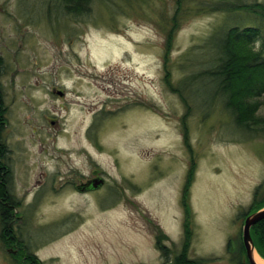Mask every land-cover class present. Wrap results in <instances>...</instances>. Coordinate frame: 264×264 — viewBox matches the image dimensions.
Segmentation results:
<instances>
[{
  "label": "rangeland",
  "instance_id": "obj_1",
  "mask_svg": "<svg viewBox=\"0 0 264 264\" xmlns=\"http://www.w3.org/2000/svg\"><path fill=\"white\" fill-rule=\"evenodd\" d=\"M235 1L92 0L74 16L60 0H0V264H174L185 243L190 259L239 264L228 246L264 203V132L198 81L232 27L258 28L264 56L262 22L212 9ZM94 170L104 184L77 190Z\"/></svg>",
  "mask_w": 264,
  "mask_h": 264
},
{
  "label": "trees",
  "instance_id": "obj_2",
  "mask_svg": "<svg viewBox=\"0 0 264 264\" xmlns=\"http://www.w3.org/2000/svg\"><path fill=\"white\" fill-rule=\"evenodd\" d=\"M60 3L68 15L82 16L90 13L92 0H60ZM212 9L214 12L245 11L253 14L255 19L264 25V3L255 1V3L249 4L237 0L235 2L215 4ZM260 35L261 33L258 28H230L218 42L219 57L217 61L214 62L211 69L202 73L201 75L203 76L198 80L207 79L212 88L215 86L213 96L222 95L226 100V108L234 117L235 124L239 128L246 129L249 132H264V117L260 115V111L264 109L262 102V99H264V56L263 52L254 51V45L260 38ZM2 69V59L0 58V77ZM1 94L0 86V201H4L7 198L6 193L11 174L8 172V168L5 167V159L2 161L4 153L6 158L7 146L3 142L1 135L5 128L2 122L4 120L5 109L2 106ZM4 169L7 170L4 171ZM190 177H192V174ZM184 205L185 208H188L186 202H184ZM15 206L17 207L16 201H12V205L9 207H4L3 203H1L2 221L5 225L1 237L4 239L5 244L15 243V239L12 237L14 236V232L8 226L10 220L13 221L14 219V210L17 209ZM263 207L264 203L259 204L253 210H259ZM251 232L255 239V246L264 255V220L257 223ZM188 234L191 235L189 227ZM158 240V243H161V238H158ZM188 248V244L185 243L182 254L176 258L174 264L206 263L202 259H190L187 253ZM164 252L166 253L167 249ZM166 260L168 262V255H166ZM36 262L40 264L39 259Z\"/></svg>",
  "mask_w": 264,
  "mask_h": 264
},
{
  "label": "water",
  "instance_id": "obj_3",
  "mask_svg": "<svg viewBox=\"0 0 264 264\" xmlns=\"http://www.w3.org/2000/svg\"><path fill=\"white\" fill-rule=\"evenodd\" d=\"M104 182H105L104 179H97V180L90 181L88 184H85L83 187L81 186V190H86L87 186H90V185H93L94 189L99 188L104 184ZM263 220H264V207L255 212H252L246 218L244 222L242 237H243L244 246L247 251V257L249 259L250 264H260L257 262V259H256V254H258V252H257V248L255 246L254 240L251 235V229L257 223ZM233 243L235 247L237 244L236 241H234ZM260 258L264 262V259L261 256Z\"/></svg>",
  "mask_w": 264,
  "mask_h": 264
},
{
  "label": "flooded vegetation",
  "instance_id": "obj_4",
  "mask_svg": "<svg viewBox=\"0 0 264 264\" xmlns=\"http://www.w3.org/2000/svg\"><path fill=\"white\" fill-rule=\"evenodd\" d=\"M62 93V92H61ZM58 94H60V92H58ZM61 95V94H60ZM63 95V94H62ZM93 174V177H91L90 179H88L87 183L85 184H88L90 181H93V180H97V179H100V178H97V170H94L92 172ZM105 181V180H104ZM84 184V185H85ZM80 186H82L81 184H79ZM83 185V186H84ZM78 189L77 190H81V188L78 186L77 187ZM91 189H94L93 185H90V186H87L86 190H81L82 192H85V191H90ZM80 191V192H81ZM252 213V210L249 211V212H246L245 214H243V221L245 222L246 218ZM252 231V230H251ZM243 232V231H242ZM242 235V234H241ZM251 235H252V238L254 240V243H255V239L253 237V234L251 232ZM236 246L234 248H231V244L229 243V246H228V251L233 255V258L236 259L239 264H250L249 263V259L247 257V251L245 249V246H244V242H243V237L240 236V238L238 239V241L236 240ZM256 245V244H255ZM257 247V246H256ZM257 252L258 254L264 259V255L263 253L261 252V250H258V247H257Z\"/></svg>",
  "mask_w": 264,
  "mask_h": 264
},
{
  "label": "bare ground",
  "instance_id": "obj_5",
  "mask_svg": "<svg viewBox=\"0 0 264 264\" xmlns=\"http://www.w3.org/2000/svg\"><path fill=\"white\" fill-rule=\"evenodd\" d=\"M256 259H257L258 263L264 264V262L262 261V259L260 258V256L258 254H256Z\"/></svg>",
  "mask_w": 264,
  "mask_h": 264
}]
</instances>
